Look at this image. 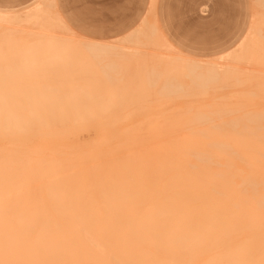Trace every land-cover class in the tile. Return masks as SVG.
Instances as JSON below:
<instances>
[{"label": "bare ground", "instance_id": "6f19581e", "mask_svg": "<svg viewBox=\"0 0 264 264\" xmlns=\"http://www.w3.org/2000/svg\"><path fill=\"white\" fill-rule=\"evenodd\" d=\"M256 2L257 7H261L264 10V0H256ZM255 13L258 15L256 16L257 19L253 18L256 20H254V24L251 25L245 38L225 56L228 61L236 66L228 65L222 67L214 63V60L202 62L197 59L192 63L176 66L172 61L177 56L182 55L179 53L174 54L175 48L162 36L158 27L156 25H148L146 21L127 35L124 41L133 42L137 47L153 46L172 54H166L167 56L165 57L163 54L159 55L158 58L164 62V65L162 64L163 66L161 67V63H158V66L160 65L159 68H152V72H158L156 77L157 84H154L153 88L156 85H160V95L164 94L167 97L166 100L164 96L160 97L159 95L163 103L165 100L166 103H171L174 101V97H206L210 90L216 94L228 86L243 87L246 84L245 82H247L249 89L247 91L239 90L233 92V95L241 96V99L239 101H237L238 99L236 101L233 100L235 104L233 102L232 105L217 104L216 100L226 97L221 96L219 98L214 97L212 102L205 106L201 104L198 107L190 105L179 108L180 111L194 112L193 114L166 115L161 117L162 119L154 116L153 120L149 119L147 123L141 124L142 127L148 128V131L145 132L146 134L135 131L134 127L136 125L133 124L131 126L132 123H129L130 121L128 122V120L98 121L99 123L96 122L95 124H100L101 128L104 127L103 130L106 133L104 136L101 134L103 132L97 133L100 136L102 135V139H100L101 137H96L99 140L95 142L98 145L95 148L101 151V149L104 150L103 145L113 142V145L110 144L112 146L110 148L114 149L113 147L117 144L126 143V145L131 146L133 151L141 154L140 152L142 151H139L140 146L138 145H141L142 141H140L139 136L141 135L140 138L142 137V140L144 138L143 135H146L145 140H148V145L146 144L145 147L143 144L141 145V148L147 147L145 154L149 155L154 162L167 165L169 170L174 174L213 183L225 191L231 192L234 198L239 200L244 207L251 201L258 202L261 194V177L262 173H264V149H262L261 145V128L264 114L260 113L262 110L259 108L261 102L264 100L263 95L261 96V94H264V70H262L264 68V50H262L264 49V19L262 20L259 17L264 16V12L258 11L257 13L256 11ZM19 17L20 15H0V22L16 25L21 23ZM24 17L22 22L31 24L42 32L33 33L17 30L11 28V26L6 29L0 28V66L5 65L4 67H0V79H3L5 75H9L13 80L15 91L20 94L21 98V103L11 116V133H6L3 128H0V144L7 137L11 143L22 148L63 149L66 153L65 167L68 171L61 177L62 191L64 193L78 194L83 199L94 201L96 210L100 214H105L109 211L116 214L118 209L114 200L119 198V185L106 176H101L90 184L87 189L82 187L79 183V175L83 171L80 167V161L84 156L96 152H91L94 150H88L89 147H87L88 152L84 146L77 149L76 146L81 141L71 145L67 139L68 135L77 134V132H81L82 128H84H81L80 125L81 130L78 126L75 128L76 124L78 125L79 122L86 123L88 120L91 123L90 119L92 118L83 115L58 113L55 127L50 131H45L40 136H34L26 127V121L31 118V114L27 100L23 98V94L38 85L41 88L47 87V89L52 90L56 101L67 99H56V96L60 93L58 89L49 88L39 83L23 84L20 82L25 79H42L38 76L26 74V72H30L28 70L30 66L29 62L43 61L45 64L47 62L50 63V61L55 60L52 54L58 53L55 50L61 51L65 55L69 51V48H74L76 44H79L82 47V53L87 56L98 57L109 54L110 57V54L117 51L122 56L125 46L123 48L119 47L116 43L117 41L107 44L82 40L75 41L71 30L63 23L59 15L53 14L43 2L24 13ZM58 31L66 35L59 37L56 34H47L49 32L57 33ZM139 49L136 48V50L133 49L127 53L134 56L136 54L142 55L143 52L141 53ZM39 54H44L46 58L38 56ZM128 54L124 57L128 56ZM120 55H116L117 58H121ZM90 58L87 57L86 60H82L81 64L83 62L91 64L92 60ZM221 58L224 59V56ZM104 61L106 60L104 59ZM128 61L129 65L132 64L130 61H135V59H128ZM15 63L21 65L17 66ZM106 63H104V66ZM121 63H118V67L122 71ZM134 65L129 66L133 67ZM237 65H248L249 67L241 68ZM109 66L110 64L106 65L107 71ZM40 67L42 68L32 66L31 71L46 69L44 66ZM118 67H115L116 70ZM22 69L24 70L22 71ZM148 70L151 69L148 68ZM152 72H149L151 76H153ZM117 73H123V71ZM146 75V78L150 76L149 74ZM163 78H165V82L160 83V80ZM230 79H233L235 83L232 80L233 84L228 85V80ZM153 80L155 81L154 78ZM146 86L150 88L151 85ZM156 92H158L157 87L155 94ZM237 102L239 103L236 104ZM70 110L77 112L82 109L73 107L67 108L64 112ZM126 121L130 125L125 123ZM71 123H75V126H70L75 129L69 130L68 126ZM84 124L83 126H85ZM116 124L129 125L130 128L134 129L132 130L134 133L131 130L129 131V129L124 131L122 129L120 132L117 130L118 136L120 134L121 136L118 137V143H115L114 137L117 139V132L116 134L115 132L113 133L115 135L113 137L111 136V131H113L112 127ZM117 125L115 126L116 128L118 127ZM67 128L69 132L73 130V133L69 134L68 132L67 134ZM107 131L111 133V139H109ZM123 134H125L126 139H124ZM134 141L137 142V146ZM99 142L100 144H98ZM81 144L84 145L82 142ZM133 144L136 147H132ZM99 145L103 147L100 149ZM107 145L104 151L108 155L104 159V163L106 166L112 167L117 161L125 157L127 153L125 151L110 150L109 145L108 147ZM79 146L81 145L79 144ZM81 148H84L86 153L81 151ZM73 153L76 156L81 153L82 157H76ZM36 173V177L30 188L31 201L38 210L42 211L51 220L53 227H58L66 237L65 245L55 254V258L73 261L75 264H112L113 261L127 258L124 250L112 243L103 232L97 231L93 237L82 238L79 233L80 221L78 213L66 207L61 199V191L52 187L47 179L41 175L39 166L36 168ZM110 197L113 199H110ZM249 235L250 233L247 230L241 229L230 240H226L218 245L205 243L192 251L174 254L191 259L195 264H209L212 260L226 258H250L254 256V258L259 259L258 242L254 247L249 245L247 243Z\"/></svg>", "mask_w": 264, "mask_h": 264}, {"label": "snow or ice", "instance_id": "6c2138e0", "mask_svg": "<svg viewBox=\"0 0 264 264\" xmlns=\"http://www.w3.org/2000/svg\"><path fill=\"white\" fill-rule=\"evenodd\" d=\"M99 2L87 0L89 4ZM103 2L119 5L122 0ZM119 23L111 18L101 20L96 14L86 20L71 21L80 32ZM213 39L210 35L207 43L211 44ZM196 55L188 52L172 63H192ZM23 98L31 114L26 127L34 136L55 127L57 114L74 103L72 98L56 101L52 90L38 85L24 93ZM20 103L12 79L5 75L0 79V128L6 133L12 131L11 116ZM261 133L264 149V121ZM110 150L125 151L127 155L112 167L105 165L108 153L103 150L80 161L83 171L79 183L85 189L101 176L119 185V198L114 200L118 212L100 214L94 201L62 191L61 177L68 171L63 149L22 148L4 138L0 144V264H75L55 258L66 237L31 201L30 188L37 166L49 184L61 191L66 207L78 213L82 238L103 232L124 250L127 258L112 264H195L174 253L189 252L205 243L218 245L241 229L250 233L249 245L254 247L258 242L259 259L226 258L209 264H264V173L259 201L244 207L231 192L213 183L174 174L167 165L154 162L147 154H137L131 146L117 144Z\"/></svg>", "mask_w": 264, "mask_h": 264}, {"label": "rangeland", "instance_id": "374dc122", "mask_svg": "<svg viewBox=\"0 0 264 264\" xmlns=\"http://www.w3.org/2000/svg\"><path fill=\"white\" fill-rule=\"evenodd\" d=\"M39 2H43L53 14L59 15L60 18L63 19L65 24L74 35L73 38L75 39V41L82 40L86 42H99L103 44L114 43L117 41L116 43L119 47L123 48L125 46L124 54L121 53L122 56L118 54L117 51V54L112 53L110 54V57L109 54H107L106 56H95L97 57V59L95 60L94 56H87L82 53L83 50L81 49L82 47L79 46V44H76V47L74 48H69V51H67L65 55L61 53V51L55 50V52L58 53L52 54V57L55 60L50 61V63L47 62L45 64L43 61H37L33 63L29 62V65L31 67L34 66L42 68L40 66H44L46 68L41 71L26 72V74L29 76H38L42 79H25L21 82L19 81L23 84L39 83L42 85H46L49 88L58 89L60 93L56 96V99L59 98L60 100H62L72 98L74 103L71 104L68 108L76 107L82 109L81 111L77 112L70 110L68 112H63L60 114L83 115L90 118H92L93 116L99 117L97 119H90V121H92L91 123L88 120V122H84L85 124L81 122H79L78 125L76 124L75 128H77L78 126L80 130L82 127H84L82 128L81 132L78 133L76 131L77 134L75 133L71 135L70 133L73 130L69 132V130L75 129L74 127H70L72 125L75 126V123H71L68 126L69 130L67 128V134L69 132L70 135L67 136V139L69 144H77V142L80 141L84 144L82 145L81 142L79 143L81 146L77 144V149L84 146L86 148V151H100L95 148L98 147L97 143L95 142L98 141L102 135L104 136L106 131L104 133V127L101 128L100 124H95L98 121L128 120V122L130 121L129 123H132L131 126L133 124L136 125V127H134V129H136L135 131L143 132L144 134L148 131V128L142 127L141 124L147 123L149 119L153 120L152 118H154V116H158L161 118L166 115L177 116L184 113L193 114L194 112L180 111L179 108L190 105L193 107H198L201 106V104L205 106L210 104L214 97L219 98L221 96L226 97L224 99L216 100L217 104L220 103L224 105H232L233 102V104H235L236 99H238L237 101L241 99V96L233 95V92L239 90L247 91L249 89L247 86V82H245L246 84L243 87L228 86L223 88L216 94H214V92L210 90L206 97H174V101H172L171 103H166L167 97H165L164 94L160 95L159 93V89H161L160 85H156L155 88H153L154 84H157L156 77L158 72L154 73L152 71L154 68H159L160 65L158 66V63H161V67L164 65V62L158 58L159 55L163 54L165 57L172 54H169L164 50L157 49L153 46L137 47V45L133 42L124 41V38L130 32L138 28L140 25L144 24V21H146V24L148 25H156L159 31L164 35V37L167 38L169 42L175 47V53L173 52L174 54L179 53L184 56L188 52H195L197 53V55L194 57V60L197 59L198 61L202 62H211V60H214V63H217L222 67H226L228 65L236 66L235 64L228 61L225 56L232 49L236 48L241 40L247 35L251 25L254 24V20L257 19L256 16L258 15L255 12H264L261 7H257L256 0H122V3L119 5L105 3L103 2V0H101V2L99 3L94 4L87 3V0H0V14L6 12L16 13L17 15H20L19 20L21 22L16 25H10L0 22V28L6 29L10 28L11 26V28L17 30H23L33 33L42 32L35 26L33 27L31 24L22 22L25 18L23 14L25 9L32 8ZM94 14L98 15V18L101 20L111 18L113 20L120 21V23L118 26H102L99 28L89 29L87 32H80L77 31L76 28L72 27L71 21L86 20ZM254 17L256 19H253ZM259 18L263 20L264 16H260ZM60 32L61 31H58L57 33L49 32L47 34H56V36L59 37H64L66 35L65 33L63 34ZM210 35L213 36L214 39L212 40L211 44H208L207 39ZM136 48H140L139 50L141 53L143 52V54H136L134 56L127 53L130 50H136ZM127 54L128 56L124 57ZM116 55H120L121 58H117ZM38 56L46 58L44 54H39ZM222 56H224V59L221 58ZM87 57H91V64L87 62H83V64H81L82 60H86ZM111 57L112 59H110ZM103 58L107 61V63ZM107 59H110V62ZM128 59H135L136 62L130 61V63L132 64H129L131 66L135 64L133 67L128 65ZM104 63H106V65L110 64V66L108 67V71L106 65L104 66ZM118 63H121L123 73H117L122 72L120 67H118ZM123 63L124 65H122ZM15 64L17 66L21 65L17 63ZM4 66L1 65L0 67ZM237 66L241 68L249 67L248 65ZM115 67H118V69L116 70ZM148 68L151 70H148ZM262 70H264V68H262ZM148 71L152 72L153 76H151V73H149ZM145 74H149L150 76L146 78L147 75L145 76ZM138 77L142 79H139ZM153 78L155 79V81L153 80ZM232 80L233 79L228 80V85L232 83ZM164 82L165 78L160 80V83ZM233 83H235V81ZM149 84L151 85L150 88L146 86ZM156 87L158 90L156 94L158 93V95L155 94ZM159 95L160 97L164 96V98L166 99L164 103ZM262 95L264 98V94H261V96ZM193 103L195 104L193 105ZM238 103L239 102H237L236 104ZM259 108L262 110L260 113L264 114V100L261 102V106ZM128 122L126 121L125 123ZM83 124L85 126H83ZM79 125L81 128L79 127ZM116 125L113 126L114 128L112 127V135L109 132L110 130L107 131L109 135L108 137H110L109 139L112 138L111 136H115L113 135L114 132L115 134L117 132V139H115L114 137L115 143H118V137L121 136V134L118 136V131L120 132L122 129V131L127 129H129V131L134 130L129 127L130 124L128 126L118 124L117 128L115 127ZM99 132H103L101 133V136L100 134H97ZM132 132L134 133V131ZM123 136L125 137V134H123ZM140 136L139 139L140 141H142L141 143L145 147L146 144L148 145V140H145L146 135H143L144 138L142 140V137L140 138ZM96 137L99 138L97 139ZM100 139H102V137ZM124 139H126V137ZM112 143L113 142H111V144ZM98 144H100V142ZM136 144L137 142H135V145ZM106 145H103L104 150L106 149ZM108 145L109 149H111L112 146L110 144ZM124 145H126V143ZM141 145H138L140 146L139 151L141 150L142 152L140 153L145 154L147 147L141 148ZM103 146L101 145V147ZM136 146H134L133 144L132 147ZM87 147H89V149ZM71 150L73 151L72 147ZM81 151L85 152V149L81 148ZM81 153H79L77 156L74 153L73 154L76 157H80Z\"/></svg>", "mask_w": 264, "mask_h": 264}, {"label": "crops", "instance_id": "0c3cea01", "mask_svg": "<svg viewBox=\"0 0 264 264\" xmlns=\"http://www.w3.org/2000/svg\"><path fill=\"white\" fill-rule=\"evenodd\" d=\"M40 3H41V2L37 3V4H36L34 7H32V8L25 9V11H26V12L30 11L31 9L35 8V7H36L37 5H39ZM29 9H30V10H29ZM25 11H24V13H26ZM24 13H23V14H24ZM0 15L17 16L16 13H11V12L1 13ZM59 17H60V16H59ZM61 20L63 21L62 18H61ZM63 23L65 24L64 21H63ZM65 25H66V24H65ZM66 26H67V25H66ZM67 27H68V26H67ZM136 29H137V28H136ZM133 31H134V30H133ZM133 31H132V32H133ZM132 32H130V33H132ZM130 33H129V34H130ZM129 34H128V35H129ZM161 34H162V33H161ZM162 36L164 37L163 34H162ZM164 38H165V37H164ZM244 38H245V37H244ZM244 38H243V39H244ZM165 39L167 40V42H168L171 46H173V45L169 42V40H168L167 38H165ZM243 39H242V40H243ZM242 40H241V41H242ZM173 47H174V46H173ZM236 47H237V46H236ZM174 48H175V47H174ZM232 50H233V49H232ZM232 50H231V51H232Z\"/></svg>", "mask_w": 264, "mask_h": 264}]
</instances>
